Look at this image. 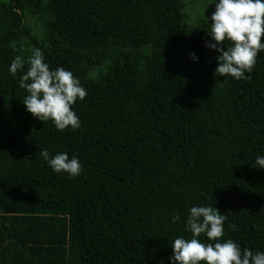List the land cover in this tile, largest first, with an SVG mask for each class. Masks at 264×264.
I'll return each mask as SVG.
<instances>
[{
  "label": "trees",
  "instance_id": "obj_1",
  "mask_svg": "<svg viewBox=\"0 0 264 264\" xmlns=\"http://www.w3.org/2000/svg\"><path fill=\"white\" fill-rule=\"evenodd\" d=\"M218 2L0 0V264H172L193 206L264 252V50L249 79L215 75ZM35 49L86 89L78 129L26 110L9 68ZM44 149L81 174L54 172Z\"/></svg>",
  "mask_w": 264,
  "mask_h": 264
},
{
  "label": "clouds",
  "instance_id": "obj_2",
  "mask_svg": "<svg viewBox=\"0 0 264 264\" xmlns=\"http://www.w3.org/2000/svg\"><path fill=\"white\" fill-rule=\"evenodd\" d=\"M211 29L207 31L214 43L207 47L219 53L215 75L231 76L234 79H249L257 63L258 53L264 50V0H219L211 16ZM231 46L225 49L224 42ZM192 58L196 57L193 54ZM29 67L25 72V61L16 56L9 71L16 75L21 72L19 86L28 93L23 104L26 110L42 122L51 120L55 127L63 131L68 127L76 130L81 121L72 110L77 99L84 100L86 89L71 71L59 67L51 70L44 61V54L35 49L28 59ZM56 173L66 172L72 177L79 176L82 165L76 156L71 159L66 152L50 157L47 149L39 153ZM264 168V156H257L252 167ZM180 220L179 214L172 221ZM225 214L213 206H193L186 221V231L191 238H176L172 243V264H264V252L253 251L232 239L224 237ZM205 235L208 243L199 237Z\"/></svg>",
  "mask_w": 264,
  "mask_h": 264
},
{
  "label": "crops",
  "instance_id": "obj_3",
  "mask_svg": "<svg viewBox=\"0 0 264 264\" xmlns=\"http://www.w3.org/2000/svg\"><path fill=\"white\" fill-rule=\"evenodd\" d=\"M0 257H1V254H0ZM11 257V256H10Z\"/></svg>",
  "mask_w": 264,
  "mask_h": 264
}]
</instances>
